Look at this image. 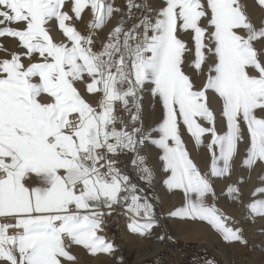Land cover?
Here are the masks:
<instances>
[{"label": "snow or ice", "instance_id": "6c2138e0", "mask_svg": "<svg viewBox=\"0 0 264 264\" xmlns=\"http://www.w3.org/2000/svg\"><path fill=\"white\" fill-rule=\"evenodd\" d=\"M258 3L264 7V0ZM143 7L136 0H126L124 9L106 0H0V37L17 38L23 49L0 58L3 264H69L77 259L72 245L94 255L113 253L115 245L99 233L116 207L129 217L132 233L148 235L159 223L155 206L128 174L130 164L136 181L154 184L143 154L148 144L160 150L167 190L180 191L185 200L169 215L207 222L225 241L247 243L242 229L228 226L207 197L215 196L210 177L231 173L245 128L250 147L244 165L264 163V44L256 47L264 42V25L253 24L240 0H165L157 12L148 9L133 20V10ZM86 9L92 18L81 33L72 21ZM114 13L122 18L100 41L96 32ZM53 21L67 42L54 40ZM188 30L195 43L191 66L203 72L209 65L199 88L184 71L189 49L178 32ZM81 82L99 97L95 105L81 94ZM146 87L164 111L151 129L141 119ZM210 91L221 102L223 133L209 106ZM181 123L197 146L211 137L209 174L191 158ZM227 192L241 196L235 185ZM261 194L264 187L253 196ZM247 208L264 216V198Z\"/></svg>", "mask_w": 264, "mask_h": 264}, {"label": "rangeland", "instance_id": "374dc122", "mask_svg": "<svg viewBox=\"0 0 264 264\" xmlns=\"http://www.w3.org/2000/svg\"><path fill=\"white\" fill-rule=\"evenodd\" d=\"M156 1L157 0H136L137 3L143 4L144 7L140 10H133V20L137 19L142 13L145 12V10L150 9L153 13L157 12L159 8L156 5ZM240 3L245 6L246 13L254 25H256L257 27L264 25V7L259 5L258 0H240ZM125 4L126 0H122L121 5H119V8L124 9ZM65 10L70 9L68 8V6H66ZM69 14L72 15L71 11L69 12ZM91 18L92 14L90 10L86 9L85 12L82 14V19H76L74 17L72 23L77 27V29L81 33H86L88 31V26ZM121 18V13H115L113 17L108 21V23L102 29L96 32L97 38L100 41H105L108 33L116 26V24ZM4 26L5 25H0V27ZM11 26L19 27V25L16 24H13ZM50 34L53 36L56 42H67L63 32L61 30H58L55 21L50 22ZM4 37L5 40L2 45V49L5 53V56H8L17 48L18 40L17 38H15V40L13 41L9 39L8 36ZM262 44H264V42H257L256 47L259 49ZM99 47L100 45L97 44V48ZM88 79L89 78L86 76L85 80ZM81 83H77V87L81 91V94L85 96V99L95 105L99 97L95 94L87 93L86 88L84 89ZM142 95L143 99L141 101V119L143 121L144 126L151 129L153 127L158 126V124L162 121L164 115L163 106L159 98L153 97L150 91V87H146ZM220 108H222V106ZM215 112L216 117L218 116L216 119L217 131L219 133L220 131L221 133H223L226 131V121L220 115L221 110L218 111V113L217 111ZM180 130V132L184 131L183 133H181L182 139L191 158L198 165V167L203 173L209 174L211 154L210 150L206 147V145L208 142H210L211 137L209 135H206L204 137L205 146H197L194 142V139L187 132L186 127L182 123ZM243 135L244 139L239 143L238 152L231 162L232 166H235L237 168L232 167V174L230 173L231 175L226 174L223 177H210L213 188L215 190V196L213 197L212 195H209L207 197V203L209 205H217L216 207L223 214V204L221 205V203H223L224 199L226 198H228L226 199V201L231 200L234 209L232 210V212L229 213L230 215L226 217L227 225L234 228H241L242 235L247 241V243L234 242L237 247L240 248H238L240 250L239 254H242V256L249 259L251 261V264H261L263 261L259 260L258 255L264 249V216L251 215L250 210L247 208V205L253 199L264 198V194L260 197L253 196L255 189H257L259 185V187H264V163L258 161L251 167L244 165L243 161L246 158L247 149L250 147V135L247 132L246 128L244 129ZM152 147L154 149H152ZM159 151L160 150L155 146L148 144L145 147L143 153L148 157V163L154 169L155 179L154 184L152 186L146 187L143 182L136 181L135 174L132 172L130 164L128 168V174L133 177L134 182L139 183V186L141 188H144L145 194L152 198V203L154 204L156 210V218L159 223L154 226L151 231L157 232L156 229H162L165 225H169L172 229L176 228L182 230V227L180 226L183 222H186L187 219L172 217L169 215V213L178 207H182L185 203V200L183 194L180 191L176 190L169 191L170 195L167 198L163 196V187L165 186L163 180L165 179V176L162 172L160 174L157 173V165L159 163ZM120 160L125 161V163L128 162L125 156H121ZM260 177H262V180H260ZM229 179H231L232 181L230 180L231 182H228ZM32 180L33 182H36L35 177H33ZM225 181L229 184L232 183V185L236 184L235 186L240 189L241 196L239 199H233L232 197L229 199V195V197H226V194L228 192L225 190H227L230 185ZM224 182L225 184L222 186ZM225 185H227L228 187H226ZM223 191H225L226 194ZM221 198L223 202L221 201ZM249 199L251 201H249ZM123 210L124 209L119 207L114 208L113 213L105 217L103 230L99 233L100 235L106 237L107 241L112 242L116 246L118 250L116 248L115 249L118 251L119 257L123 261V264H145L148 262L152 264H170L171 261L174 262V264H177V257H179L181 254L183 255V258L179 260L180 264H205L207 260L213 261L214 264H228L227 259L232 258L234 255V243H232V246H230V242L225 241L218 231H216L211 225H207L208 230L203 231L201 229V231L198 232V237H195L191 240H183L176 236L170 235L167 237L166 247L160 253L145 260H133L131 255L128 254L125 246H123L121 240L122 233L125 232L124 230H126L127 228L124 225L126 215H123ZM197 221L204 222L199 220ZM149 234L151 235V232ZM150 235L148 237L149 241L152 240ZM69 251L77 258L75 262H69V264H89L86 261V254L89 253V251L83 246L72 245ZM186 258L188 259L185 260ZM0 264H3V262H0Z\"/></svg>", "mask_w": 264, "mask_h": 264}, {"label": "bare ground", "instance_id": "6f19581e", "mask_svg": "<svg viewBox=\"0 0 264 264\" xmlns=\"http://www.w3.org/2000/svg\"><path fill=\"white\" fill-rule=\"evenodd\" d=\"M106 2L112 3L114 5V7L119 8V5H121L122 0H106ZM156 5H157V7L159 9L162 8L165 5V0H157L156 1ZM66 6H68V8L70 9V6L71 5H70V3H66ZM178 35L180 36V38L183 41L186 42L187 48L189 49V51L185 54L184 71L186 72V74H188L191 77V79H192L195 87L199 88L205 82L206 75H207V68H208L209 65H205L203 72H197V70L194 67L191 66L192 61H194V59H195V43H194V40H193L194 33L191 30H188L186 32H178ZM9 39H11L13 41L15 40V38H13V37H9ZM4 40H5V37H0V58H4V56H5V53H4L3 49H2V45L4 43ZM17 51H23V49H21L19 47V45H18L14 52H17ZM11 53H13V52H11ZM24 62L27 64L28 63V60L25 59ZM81 85H82V87L84 89L86 88L85 83H83V84L81 83ZM208 96H209V106L212 108V110L214 112L217 111V113H218V111L221 110V108H220L221 107V102H220L218 96L215 93L211 92V91L208 93ZM219 108H220V110H219ZM218 120H220V119H218ZM183 132L184 131H182L181 133H183ZM220 133H221V131H220ZM152 149H154V148L152 147ZM194 156H195V154H194ZM232 167H235V166H232ZM235 168H237V167H235ZM235 171H237V170H235ZM161 172L162 171L160 170V162H159L158 165H157V173L160 174ZM261 173H263V172H261ZM260 176H261V174H260ZM236 177H237V175H236ZM260 178H261L260 180H262V177H260ZM230 180L231 179H229L228 182ZM225 182L222 184V186L225 184ZM228 182H226V183H228ZM229 185H232V183H230ZM237 185H238V183H237ZM225 186L228 187L227 185H225ZM218 190H222V189H218ZM225 191H227V190H225ZM225 191H223V192L225 193ZM169 195H170L169 190H167L166 186H164L163 187V196L165 198H167V197H169ZM262 195L263 194H261L260 196H262ZM227 196H228V193L226 194V197ZM219 198H218V202H219ZM230 198L231 197H229V199ZM226 199H228V198H226ZM226 199H224V202H223L222 201V198H221V201L223 203L220 202L221 205L223 204L222 205V210H223V215L225 217H227L228 215H230L229 213L232 212V210L234 209L233 208V203L231 202V200L230 201H226ZM249 201H251V200L249 199ZM217 203H215V204H217ZM123 212H124V210H123ZM123 215H124V213H123ZM187 220H186V222H183L181 224L180 227H182V230L181 229H176V228L175 229H172L169 225H167V226L165 225L164 228H162V229L157 227L158 228V229H156L157 232H154V231L152 232L151 231V235L148 234V235L142 236V235H140L138 233H132L129 230L128 224L130 222V219L126 215L125 216L124 225L127 228H126V230H124L125 232H123L122 233V236H121V240H122L123 246H125V248L127 249L128 254L131 255V257H132L133 260H137V261L138 260H145V259H148V258H151V257L157 255L158 253H160L166 247L167 237L168 236L173 235V236H176V237H178L180 239H183V240H191V239H193L195 237H198V232L201 231V229L203 231L204 230H208V226L207 225L210 226V224H208L207 222H198V221L195 222V221H190V220L187 221ZM225 223L227 224L226 220H225ZM149 235L152 238L151 241L148 240ZM160 236H163L164 239H162V240L159 239L158 237H160ZM219 236H220V234H219ZM226 243H228V242H226ZM232 243H234V242H230L229 243L230 246H232ZM233 245H234L233 246L234 247V251H233L234 252V255H233L232 258H228L227 259V263L228 264H251V261L249 259H247L246 257L242 256V254L241 255L239 254V251H240L239 249L240 248L237 247V245L235 243ZM115 248H116V246H115ZM116 249L111 254H95L94 255V254H91L89 252V253L86 254V261L89 264H123V261L119 257V254H118V251H117L118 249L117 250ZM81 255H83V254H81ZM258 258H259L260 261H263L261 264H264V249L259 253Z\"/></svg>", "mask_w": 264, "mask_h": 264}, {"label": "built area", "instance_id": "2783aa9c", "mask_svg": "<svg viewBox=\"0 0 264 264\" xmlns=\"http://www.w3.org/2000/svg\"><path fill=\"white\" fill-rule=\"evenodd\" d=\"M177 258H178V259L176 260V263H177V264H180V263H179V260L183 258V255L181 254V255H180L179 257H177ZM170 264H174V262L171 261Z\"/></svg>", "mask_w": 264, "mask_h": 264}, {"label": "trees", "instance_id": "16d2710c", "mask_svg": "<svg viewBox=\"0 0 264 264\" xmlns=\"http://www.w3.org/2000/svg\"><path fill=\"white\" fill-rule=\"evenodd\" d=\"M187 259H188V258H186L185 260H187ZM145 264H152V263H149V262H148V263H145Z\"/></svg>", "mask_w": 264, "mask_h": 264}]
</instances>
